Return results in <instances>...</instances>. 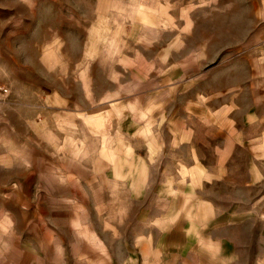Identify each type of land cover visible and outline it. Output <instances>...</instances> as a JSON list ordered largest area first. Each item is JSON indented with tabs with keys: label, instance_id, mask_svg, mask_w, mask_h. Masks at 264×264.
<instances>
[{
	"label": "rangeland",
	"instance_id": "1",
	"mask_svg": "<svg viewBox=\"0 0 264 264\" xmlns=\"http://www.w3.org/2000/svg\"><path fill=\"white\" fill-rule=\"evenodd\" d=\"M132 2L0 0V264H126L153 260L151 245L167 264H219L201 240L207 228L193 225L195 252L182 231L172 236L185 223L165 199L175 188L161 185L182 176L227 213L230 247L264 233V0ZM158 94L161 108L147 99ZM146 105L167 137L196 134L166 140L148 178L145 141L114 138L128 111L150 117Z\"/></svg>",
	"mask_w": 264,
	"mask_h": 264
},
{
	"label": "crops",
	"instance_id": "2",
	"mask_svg": "<svg viewBox=\"0 0 264 264\" xmlns=\"http://www.w3.org/2000/svg\"><path fill=\"white\" fill-rule=\"evenodd\" d=\"M134 4H138V0H133ZM103 4L109 5V0H103ZM150 29V34L155 35L158 31L154 29V27H149ZM182 69H188V67L182 66ZM177 71L175 75L178 73ZM161 74V73H160ZM172 74H174L172 72ZM185 75V74H184ZM180 76H183L180 75ZM179 76L176 75L175 78ZM173 78V79H175ZM153 80L155 79H150L148 82L150 84L153 83ZM172 86V85H171ZM148 89L145 88V92ZM151 92H149L150 94ZM151 95V94H150ZM147 99L151 102L159 106H156L158 108H161V100L162 96L161 94L158 95H153V96H148ZM139 101V100H138ZM122 106V105H120ZM145 108H153V106H148L146 105ZM157 112L161 113L160 110L157 111L155 110V107L153 108V111H149L150 117L148 119H145V122L143 123L139 118H136L134 113H130L129 111L125 113L124 115L127 118V121L122 122L121 120L118 121L117 123V134L118 136L114 137L117 139H129V140H144L145 141V154L144 156H137L139 161L141 162L140 164L144 163L143 167V174L145 177L148 178V175H146L148 166L146 164H151V158L153 156H162L164 155L165 152V147L164 145L166 144V140H176L177 142L181 141V145H184V140L190 139L193 136H195V131L194 129L190 131L188 130L187 127H183L179 132H177V128L175 130L171 129L170 133L171 136L167 137L165 135V132H162L160 130H155L153 127L155 124H161L162 121L164 120L161 116L155 117ZM103 116H96V120L99 122L102 119ZM94 119V118H93ZM94 119V120H95ZM123 120V119H122ZM164 122V121H163ZM166 124L168 125V119H166ZM123 124V126H122ZM129 127V129H128ZM131 129V130H130ZM143 130V131H141ZM159 141V142H157ZM184 142V143H183ZM194 144V142H192ZM133 150V151H132ZM137 151L135 149L128 150L124 152L119 159L118 163V172L123 171L124 167L126 166L125 163V158L126 157H136L135 154ZM148 157V161L146 159ZM143 165V164H142ZM152 165V164H151ZM163 165V164H161ZM185 161L181 160L180 163V171L182 168L185 166ZM192 167H188L189 171H192L195 174V170H197L198 163H192ZM129 167L131 165H128ZM204 166V165H203ZM156 167V165H155ZM130 172V169L128 170ZM168 176V174H166ZM165 176V177H166ZM165 183L161 185V188H175L173 192L167 193L168 195H171L172 197L170 198H165L168 203L173 204L172 202L174 201L173 207H171V210L174 211V215L176 219H183L184 221V226L182 228H178L175 230V233L172 236H176L175 234L182 235L184 236V243L185 245H182L184 248L183 250L188 252L189 250L192 252H195V246H192V249H189L187 246L186 240L188 237L192 236L194 237V234L192 233L191 229L193 225L198 224L201 226L203 229L204 227L207 228V233L203 231V234L201 237V240L204 241V243L207 244V251H208V256L210 261L212 260V256L215 260H218L219 264H264V233L263 231H259V233H256L254 236L255 238V244L250 243V240L247 241H242L241 243H236V246L238 247H230V241L228 238L220 236L222 230L225 228V218L227 213L221 210L219 207H217L215 199H212L207 196H199L197 195L192 189H194L197 184L196 181H193L191 179H188V181L183 180L182 177H176L175 179V186L172 185L173 181H169L168 178H165ZM146 181V180H143ZM170 183V185H169ZM182 184V186L180 185ZM186 187V191L184 188ZM160 188V189H161ZM263 200V195H257L254 197L255 204L253 207H257L258 203ZM180 204H184L185 206H180ZM179 205V206H176ZM176 206V207H175ZM258 209L255 210V216L257 219H260L262 217L263 212L262 211H257ZM223 214H225L223 216ZM247 213L238 215V218L240 219H247ZM171 219H173L172 216H170ZM220 221L219 225H223V227L220 228H212L210 227L211 221ZM246 222V221H245ZM243 222V223H245ZM77 225L78 222H76ZM81 233L90 241L94 242L95 244L99 246H103L102 241L97 237V235L89 228L82 226ZM168 231V229H166ZM165 231V232H166ZM224 231V230H223ZM248 232V230L243 229L240 231L241 234H245ZM205 235L206 239H205ZM171 239L167 240L166 243L169 244L171 242H176ZM179 240V239H178ZM177 240V241H178ZM165 245V243H163ZM180 245V244H179ZM151 248L153 247L155 252H158V255H155L154 259L152 260L151 256H148L147 254H144L143 257H141V260L139 259L138 261L136 258H131L130 255H128L129 260L126 264H162L165 262L166 264L168 263L167 260V255H164L163 252H166L164 250L163 245H151ZM149 245H145L144 251L147 252L148 249H150ZM130 246H128V251L130 252ZM152 251V249L150 250ZM199 251V248H198ZM247 255H250L252 257L250 260L248 259ZM65 263V260H63ZM217 264V262L215 263Z\"/></svg>",
	"mask_w": 264,
	"mask_h": 264
}]
</instances>
